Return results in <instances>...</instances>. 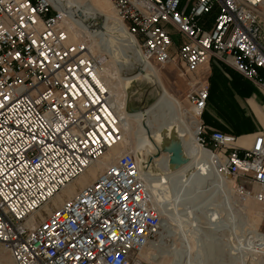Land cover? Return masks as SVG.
Returning <instances> with one entry per match:
<instances>
[{
    "label": "built area",
    "instance_id": "built-area-1",
    "mask_svg": "<svg viewBox=\"0 0 264 264\" xmlns=\"http://www.w3.org/2000/svg\"><path fill=\"white\" fill-rule=\"evenodd\" d=\"M108 2L141 62L177 60L192 77L186 100L196 144L212 154L220 177L243 179L233 184L241 198L261 206L264 257V136L242 147L206 127L209 86L195 76L220 63L264 93V1ZM70 13L54 0H0V245L9 258L0 264H141L160 217L132 153L53 205L123 141L100 61L85 40L69 41ZM171 32L182 40L175 54Z\"/></svg>",
    "mask_w": 264,
    "mask_h": 264
},
{
    "label": "rangeland",
    "instance_id": "rangeland-1",
    "mask_svg": "<svg viewBox=\"0 0 264 264\" xmlns=\"http://www.w3.org/2000/svg\"><path fill=\"white\" fill-rule=\"evenodd\" d=\"M81 1L83 3L86 0ZM92 1H97L106 11L105 14L109 17L107 21L100 16H82L78 18L77 27L71 21L67 22L70 33L85 40L100 61L102 79L111 95L114 93L113 99L119 105L117 112L131 115L143 108H150L159 99V90L148 80L139 78L134 83L124 80L135 74L137 67L142 65L138 49L133 51L125 46V37L121 31H117L118 23L114 21L107 1ZM260 14L264 26V3ZM171 35L173 46L170 53L175 54L182 40L176 32H171ZM150 65L155 69L166 93L178 104L177 112H171L167 116L169 112L161 108L149 118H131L128 130L123 133L122 143L111 149V152L108 150L96 163L100 168L121 152L132 153L136 146L144 151L146 164H142L141 168L151 179L149 185L153 189L150 196L160 216V230L138 256L140 263L174 264L178 260L179 264H264L258 242H254L256 236L253 238V235L262 231V208L253 199L241 198L233 187L235 183H243V179H224L220 177L214 162L199 161L191 157L170 176L164 175L157 166L155 160L164 153V150L156 152V135L163 122L179 120L181 125H177L178 129L187 127L185 129L192 133L188 128L191 114L186 100V93L190 88L188 83H191L192 77L185 73L177 60L162 66L154 63ZM208 83L211 87L213 80L210 77ZM254 89L262 92L258 87ZM225 115L228 118L229 112ZM78 180L71 184L74 193L81 187ZM67 188L58 195L60 200L58 196L54 199L53 205H59L74 194L70 195ZM47 209L49 207L45 208L46 211ZM156 252L160 257L158 262L152 260ZM0 253L2 261H5L6 253L1 245Z\"/></svg>",
    "mask_w": 264,
    "mask_h": 264
},
{
    "label": "bare ground",
    "instance_id": "bare-ground-1",
    "mask_svg": "<svg viewBox=\"0 0 264 264\" xmlns=\"http://www.w3.org/2000/svg\"><path fill=\"white\" fill-rule=\"evenodd\" d=\"M106 1L109 4L108 0H106ZM81 2H82L81 0H54L55 6L58 9L68 10L71 12L67 17V22L71 21V23H74V25L76 27H77L78 18L82 17V16L84 18L85 17H95V16L98 17V16H100L105 21H107V18H109L105 14L106 11L104 12V10L101 8V6H99L97 1L95 2L92 0H86L83 3H81ZM109 6H110V4H109ZM110 9H111V6H110ZM112 17H113L114 21H117V19L113 16V14H112ZM67 27H68V24H67ZM68 29H69V27H68ZM116 29H117V31H121L123 34V37H125V42L127 44L125 46H129V48L132 49L133 51L137 50L134 40L129 35H127L125 31L121 30V27L119 26V24H118V27ZM69 31H70V29H69ZM73 36L74 35L72 33H70L69 41H71L70 39H75V40L80 39L79 37H76V36H74L75 38H72ZM132 50H130V51L132 52ZM139 78L150 81L151 84H153L156 87V89L159 90V92H160L159 93V99L156 101V103L154 105L150 106V108H148V107L143 108V109L139 110L138 112L131 114V115L130 114L129 115L124 114V113L121 114V113L117 112V106H119V105L113 99L112 95L114 93H112V95H111V93L108 91V93L111 97L112 105L114 107L115 113L118 117L119 124H120L121 129H122V135H123L124 131L128 130V128L130 126L129 121L131 118H135V119H139V120L146 119V118L151 117V115L154 112H156V110H158V109L160 110L161 108H165L167 110V112H169V114L167 116H170V114L177 112V105L178 104H176V102L166 93V90L164 89L163 84H162L159 76L157 75L155 69L150 64L142 62V65L141 66L139 65L137 67L135 74H133L131 76H127L124 80L126 82L130 83V82H133L135 80L137 81V79H139ZM102 80L104 82V79H102ZM119 104H121V103L119 102ZM173 117H175V116H173ZM171 119H172V117H171ZM188 119L190 120L189 121L190 125L188 126V128L190 127L189 129H191L192 133L188 129H185L187 127H184V129L179 130L178 126L181 123V121H179V120L177 121L176 119H173L172 122H166L165 121L162 123V125L159 127V129L157 128L158 134L156 135V141H157L156 152L157 151L160 152V150H164V153L160 158L158 157L159 159L155 160V162L157 163V166L159 168H161V172H163L164 175H166V176H170L173 172L180 169L182 164L185 165L188 157H191V158H193L195 160H199V161L208 160V161L214 162V158H213L212 154L206 150H202L196 144L195 132H194V128H193L196 124V121L193 120L192 117H191V119L190 118H188ZM168 120H170V119H168ZM117 146H119V145L113 146L112 148L109 149V151L111 152V149H113ZM122 153H124V152H121L118 155L114 156L111 159V161L115 157L121 155ZM132 154L138 159L140 165L146 164V162H145L146 158H145L144 151L139 146H136L134 148V150L132 151ZM103 167H105V164H103L100 168H99L98 164H95L94 166L87 169L85 174H82L78 178L79 179L78 184L81 186H85L86 184L91 183L96 178V176L98 175V172L103 169ZM87 174L88 175L90 174V176H87ZM145 176L147 179V188L151 194L152 189H153V186L149 185V182L151 181V179L149 177V174L145 173ZM226 179H228V178L226 177ZM157 181H160V180H157ZM67 187L66 188L68 189L69 194L72 195L74 193L73 187L71 185H69ZM248 198L252 199L251 197H248ZM58 200H60V196H58ZM207 228L211 229V227H209V226ZM254 236H256L254 242L255 243L259 242L260 234L257 233L255 235H253V238H254ZM245 256H246V254H245ZM2 259H3V256L0 253V263L9 262V258L7 256H6L5 261H2ZM158 259H160V257L158 255V252H156V254H154L152 257V260L154 262H158ZM178 262H179L178 260H175L174 264H179Z\"/></svg>",
    "mask_w": 264,
    "mask_h": 264
},
{
    "label": "crops",
    "instance_id": "crops-1",
    "mask_svg": "<svg viewBox=\"0 0 264 264\" xmlns=\"http://www.w3.org/2000/svg\"><path fill=\"white\" fill-rule=\"evenodd\" d=\"M211 65H203L195 75L205 80L210 88L202 122L210 129L237 137L239 146L250 147L255 137L264 136V93L256 91L252 82L232 68L221 64L220 71ZM209 77L213 80L211 87ZM228 112L227 118L225 114Z\"/></svg>",
    "mask_w": 264,
    "mask_h": 264
},
{
    "label": "trees",
    "instance_id": "trees-1",
    "mask_svg": "<svg viewBox=\"0 0 264 264\" xmlns=\"http://www.w3.org/2000/svg\"><path fill=\"white\" fill-rule=\"evenodd\" d=\"M213 69H218V70H222V65L220 63H212ZM210 89V88H209ZM210 99V90H209V94H208V100ZM208 102V101H207Z\"/></svg>",
    "mask_w": 264,
    "mask_h": 264
}]
</instances>
